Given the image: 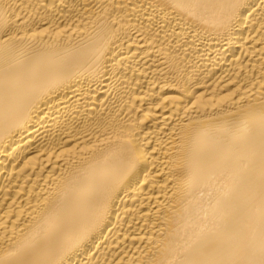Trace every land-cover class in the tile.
<instances>
[{
  "label": "bare ground",
  "instance_id": "bare-ground-1",
  "mask_svg": "<svg viewBox=\"0 0 264 264\" xmlns=\"http://www.w3.org/2000/svg\"><path fill=\"white\" fill-rule=\"evenodd\" d=\"M0 264H264V0H0Z\"/></svg>",
  "mask_w": 264,
  "mask_h": 264
}]
</instances>
